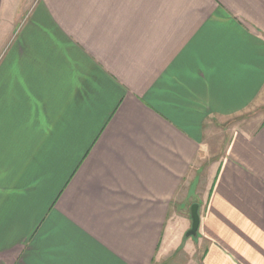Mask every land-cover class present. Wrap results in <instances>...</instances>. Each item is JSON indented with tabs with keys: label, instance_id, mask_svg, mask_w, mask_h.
I'll return each instance as SVG.
<instances>
[{
	"label": "crops",
	"instance_id": "1",
	"mask_svg": "<svg viewBox=\"0 0 264 264\" xmlns=\"http://www.w3.org/2000/svg\"><path fill=\"white\" fill-rule=\"evenodd\" d=\"M259 109L264 0H0V264H264Z\"/></svg>",
	"mask_w": 264,
	"mask_h": 264
},
{
	"label": "rangeland",
	"instance_id": "2",
	"mask_svg": "<svg viewBox=\"0 0 264 264\" xmlns=\"http://www.w3.org/2000/svg\"><path fill=\"white\" fill-rule=\"evenodd\" d=\"M262 112H264V110L259 109L258 111H256L254 115L244 116L237 120H234L233 122H230L229 125L227 126L228 128L225 127V133L223 134L222 137H220V135L217 137H213L209 150V154H211L212 158L221 154L219 153V150L222 144L226 146L228 140V132H227L228 129L231 131V129L235 127H240V128L256 127L257 124L259 123V120L257 119L261 116Z\"/></svg>",
	"mask_w": 264,
	"mask_h": 264
},
{
	"label": "water",
	"instance_id": "3",
	"mask_svg": "<svg viewBox=\"0 0 264 264\" xmlns=\"http://www.w3.org/2000/svg\"><path fill=\"white\" fill-rule=\"evenodd\" d=\"M192 227L187 233V236H196L199 230L200 217H199V206L194 204L191 208Z\"/></svg>",
	"mask_w": 264,
	"mask_h": 264
}]
</instances>
